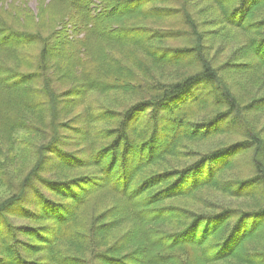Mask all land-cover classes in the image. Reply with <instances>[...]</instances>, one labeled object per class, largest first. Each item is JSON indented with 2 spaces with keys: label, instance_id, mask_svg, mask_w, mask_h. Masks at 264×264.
Masks as SVG:
<instances>
[{
  "label": "trees",
  "instance_id": "obj_1",
  "mask_svg": "<svg viewBox=\"0 0 264 264\" xmlns=\"http://www.w3.org/2000/svg\"><path fill=\"white\" fill-rule=\"evenodd\" d=\"M212 2L253 34L219 68L179 0L0 9V264H264V96L239 87L264 72V0ZM112 91L139 98L111 110ZM212 190L250 206L171 204Z\"/></svg>",
  "mask_w": 264,
  "mask_h": 264
},
{
  "label": "rangeland",
  "instance_id": "obj_2",
  "mask_svg": "<svg viewBox=\"0 0 264 264\" xmlns=\"http://www.w3.org/2000/svg\"><path fill=\"white\" fill-rule=\"evenodd\" d=\"M40 1L45 0H29L28 2L25 0H0V9L8 11L11 13L10 17L12 19H16L17 17H21L26 13H37ZM211 3H213L212 0H179V5H182L180 9L182 12L177 16L176 22L178 24L177 27H182L181 23L184 21L186 22L187 20H190L196 24L198 34H200L201 37L200 47L202 51L204 50L203 52L211 61V64H213L215 68H219L224 63L231 61L233 53L236 50H239L244 45L245 41H247L249 38H252L253 34L251 32L242 31L241 29L228 26L226 23H223L222 20H216L217 17H219L218 12H212L213 9L210 6ZM188 6H190L189 11L186 9ZM183 27H186V25ZM156 44L162 49H165V47L169 46L175 47L178 43L172 39L167 41L162 40V42L154 41L151 44L152 46L149 48L150 52H152L151 48H154ZM164 72L166 74H163L162 72L159 73V70L153 69V75H155L156 79H159L160 76L163 77V79H168L170 72ZM239 77L240 75H233L230 76L229 80L238 82L240 80ZM239 87L240 89L242 88L248 92H254L257 95L260 94V96L263 97L264 72H261L260 75L251 77L249 80L242 82V85L240 84ZM95 97L102 105L115 111H122L126 109L128 106L133 105L139 98L138 96H130L121 93L120 91H112L104 95L95 94ZM166 114L169 115L168 112H166ZM136 125H140L139 118ZM141 126L142 124L138 127V130L141 129ZM175 131L178 132L179 130L175 129ZM19 136L29 142H40V138L32 133L21 132ZM187 148L183 149L181 157H175V159H173V157H169L168 159H171V164L166 163L164 166H183L186 165L187 162L195 160L196 158H186L185 155H187ZM189 149L190 152L199 154L204 151H208L209 145L208 143H190ZM239 162H244V160L242 161V157L240 158ZM242 173L243 175H246L248 174V171H243ZM229 177L232 179L237 178L233 177L232 174H230ZM223 203L231 206H241L243 204L247 205L248 207L250 206L249 202L247 201L241 202L240 200L231 198L229 195L215 190L203 192L196 200H193L191 197L187 199H173L171 204L184 206L197 212H213L216 211L215 209L220 207L219 205ZM120 232H118V234Z\"/></svg>",
  "mask_w": 264,
  "mask_h": 264
}]
</instances>
